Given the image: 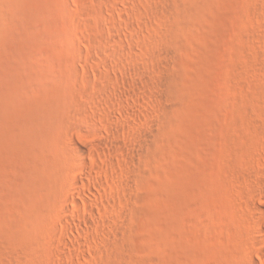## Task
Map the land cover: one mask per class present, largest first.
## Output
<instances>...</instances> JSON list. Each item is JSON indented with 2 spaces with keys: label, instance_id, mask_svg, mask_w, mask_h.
<instances>
[{
  "label": "rangeland",
  "instance_id": "1",
  "mask_svg": "<svg viewBox=\"0 0 264 264\" xmlns=\"http://www.w3.org/2000/svg\"><path fill=\"white\" fill-rule=\"evenodd\" d=\"M0 264H264V0H0Z\"/></svg>",
  "mask_w": 264,
  "mask_h": 264
},
{
  "label": "bare ground",
  "instance_id": "2",
  "mask_svg": "<svg viewBox=\"0 0 264 264\" xmlns=\"http://www.w3.org/2000/svg\"><path fill=\"white\" fill-rule=\"evenodd\" d=\"M77 151H78V154L80 155V156H83L84 154H85V150L84 149H82V148H77ZM77 228H79L78 226H76ZM248 228H249V230H251V226H248Z\"/></svg>",
  "mask_w": 264,
  "mask_h": 264
}]
</instances>
